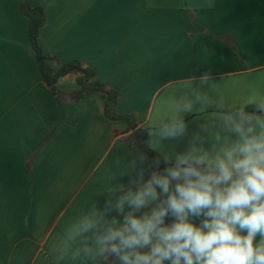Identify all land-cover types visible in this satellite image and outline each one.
Instances as JSON below:
<instances>
[{
    "label": "crops",
    "instance_id": "0c3cea01",
    "mask_svg": "<svg viewBox=\"0 0 264 264\" xmlns=\"http://www.w3.org/2000/svg\"><path fill=\"white\" fill-rule=\"evenodd\" d=\"M21 2L0 0V264H52L49 249L63 222L85 198L99 194L111 162L144 155L128 142L134 133L129 123L105 116L101 94L72 100L80 89L76 74L60 78L58 95L52 92L32 49ZM31 4L45 12L39 44L54 58L52 69L74 60L92 68L93 79L118 92L117 113L133 115L136 129L148 135V121L182 81L192 79L194 87L213 96L216 84L225 92L264 89V0ZM205 74L210 78L201 83ZM199 107L184 115L183 137L151 148L164 161L170 155L174 162L188 149L203 120ZM139 168L147 179L145 157ZM134 178L135 173L118 175L115 182L134 187Z\"/></svg>",
    "mask_w": 264,
    "mask_h": 264
},
{
    "label": "clouds",
    "instance_id": "9594fccd",
    "mask_svg": "<svg viewBox=\"0 0 264 264\" xmlns=\"http://www.w3.org/2000/svg\"><path fill=\"white\" fill-rule=\"evenodd\" d=\"M212 91L188 79L164 97L146 125L148 147L183 137L198 103L203 120L188 149L174 162L165 155L169 165L147 179L142 155L111 162L99 194L63 222L52 264H264V89ZM133 173L134 187L115 182Z\"/></svg>",
    "mask_w": 264,
    "mask_h": 264
},
{
    "label": "trees",
    "instance_id": "16d2710c",
    "mask_svg": "<svg viewBox=\"0 0 264 264\" xmlns=\"http://www.w3.org/2000/svg\"><path fill=\"white\" fill-rule=\"evenodd\" d=\"M20 11L29 18L28 33L32 49L35 53L45 81L47 85L51 87L52 92L55 95H58L55 85L60 78L69 74H76L77 83L79 84L80 89L76 93L72 94V100L78 101L93 93L101 94L105 102V116L111 120H126L129 123V128L134 130V133L130 136L128 142H133L141 149L150 166V173L153 170L162 172L169 164L148 147V144L150 143L148 132L141 128L136 129L137 124L133 115H121L117 113L116 107L119 97L118 92L107 88L101 81L93 79L96 74L95 71L92 68L84 67L83 64L77 60L62 64L55 72L49 64V62L53 61L54 58L51 55L44 53L39 44L40 30L45 22V12L43 8L39 6H32L31 0H22L20 4ZM156 160H159V164L156 163ZM171 222L172 218L170 216L166 217L165 223L168 224Z\"/></svg>",
    "mask_w": 264,
    "mask_h": 264
}]
</instances>
